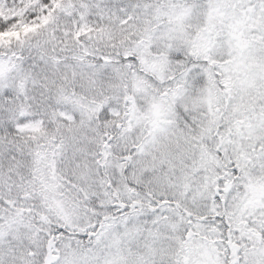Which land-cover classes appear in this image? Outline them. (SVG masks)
<instances>
[{
    "label": "snow or ice",
    "instance_id": "1",
    "mask_svg": "<svg viewBox=\"0 0 264 264\" xmlns=\"http://www.w3.org/2000/svg\"><path fill=\"white\" fill-rule=\"evenodd\" d=\"M0 264H264V0H0Z\"/></svg>",
    "mask_w": 264,
    "mask_h": 264
}]
</instances>
